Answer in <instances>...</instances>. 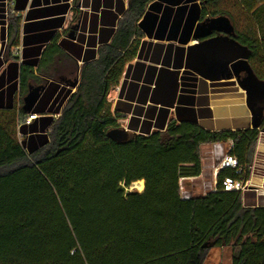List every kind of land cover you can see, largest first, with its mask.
Returning <instances> with one entry per match:
<instances>
[{
    "label": "trees",
    "instance_id": "trees-1",
    "mask_svg": "<svg viewBox=\"0 0 264 264\" xmlns=\"http://www.w3.org/2000/svg\"><path fill=\"white\" fill-rule=\"evenodd\" d=\"M154 1L128 0L112 41L82 66L76 93L39 146L19 138L20 108H0V264H204L216 247H231L233 264H264V206L225 191L251 179L264 116L259 128L235 130L222 118L217 131L184 113L144 135L126 132L111 113L108 97L136 57L139 22ZM200 21L201 29L228 22L264 81V0H202ZM20 33L12 19L8 52ZM30 69L22 67V83ZM120 132L124 139L112 136ZM228 142L237 168L220 170L217 191L183 200L180 181L202 174V148ZM140 181L142 193L127 192Z\"/></svg>",
    "mask_w": 264,
    "mask_h": 264
},
{
    "label": "crops",
    "instance_id": "crops-1",
    "mask_svg": "<svg viewBox=\"0 0 264 264\" xmlns=\"http://www.w3.org/2000/svg\"><path fill=\"white\" fill-rule=\"evenodd\" d=\"M11 1V9L20 13L21 49L20 56L12 55L13 48L11 53L7 50L8 22L0 0V108L22 110L20 127L24 132L20 140L29 149L46 138L51 123L76 93L82 66L98 57L101 45L112 41L129 3L83 0L80 7V0ZM201 13L202 0H156L149 4L139 22L143 36L137 39L136 57L111 91L113 99L108 97L111 113L122 116L124 125L119 124L125 131L144 135L164 131L173 120L181 123L179 115L184 113L196 115L199 122L211 120L215 130L222 118H228L223 127L233 130L246 122L251 125L245 93L236 79L209 82L184 69L189 46L205 34L223 35L217 31L220 26L201 29ZM25 65L31 69L22 83ZM162 67L181 71L174 109L150 103ZM201 179H185L184 184ZM187 188L195 193L192 187Z\"/></svg>",
    "mask_w": 264,
    "mask_h": 264
},
{
    "label": "water",
    "instance_id": "water-1",
    "mask_svg": "<svg viewBox=\"0 0 264 264\" xmlns=\"http://www.w3.org/2000/svg\"><path fill=\"white\" fill-rule=\"evenodd\" d=\"M217 31L223 35L210 37L211 33L205 34L202 36L205 40H198L195 45L187 48L184 69L209 82L236 79L237 85L245 93V105L252 119L250 127L259 128L264 116V81L255 75L249 64L250 51L233 39L231 25L223 22ZM242 73H245L243 79ZM180 74L179 70L160 68L150 103L174 109L180 90ZM112 136L118 140L124 139L121 132Z\"/></svg>",
    "mask_w": 264,
    "mask_h": 264
},
{
    "label": "rangeland",
    "instance_id": "rangeland-1",
    "mask_svg": "<svg viewBox=\"0 0 264 264\" xmlns=\"http://www.w3.org/2000/svg\"><path fill=\"white\" fill-rule=\"evenodd\" d=\"M5 4V12L8 22V29L9 25L11 24L12 19H19L20 13L11 9V0H3ZM20 20V19H19ZM7 44H9V39L7 41ZM8 47V46H7ZM21 49V48H20ZM19 47H15L12 50L13 55L18 56L20 52ZM204 92H206V89ZM113 99V95H109V100ZM121 120V119H120ZM119 120V121H120ZM123 125L124 122L120 121ZM19 138L22 139V136L19 135ZM229 145L224 144L225 151L228 149ZM211 149L212 145H206L202 148V155L206 159L211 156ZM202 180L197 181L193 184L185 183L184 187L188 189L187 187H192L194 189L193 195H199L202 193ZM190 184V185H189ZM246 188L243 191L244 195V204L246 206H264V134H261V139L258 142L256 151H255V157H254V163L252 167V175L251 179L248 181ZM144 188H145V182H144ZM127 192H140L138 188H135V185H133L131 188L127 189ZM234 250L231 247L228 248H212L210 249L205 257H204V264H233V257H234Z\"/></svg>",
    "mask_w": 264,
    "mask_h": 264
},
{
    "label": "built area",
    "instance_id": "built-area-1",
    "mask_svg": "<svg viewBox=\"0 0 264 264\" xmlns=\"http://www.w3.org/2000/svg\"><path fill=\"white\" fill-rule=\"evenodd\" d=\"M83 4V0H80V7ZM20 56L19 54H17ZM33 117H31L32 119ZM225 143H216L212 145L211 149V156L209 158L205 159L204 157L202 158V163H203V171L201 176L202 182V193L199 195H193L188 189L184 187V181L185 179L189 178H183L180 181V195L183 200H189L192 197L195 196H203L209 192H215L217 191V176L220 170L223 168H237V162L235 159L231 158L229 156V149L232 146V143L230 144V147L228 149L224 148ZM252 171V170H251ZM248 183V182H247ZM247 183H242V182H235L231 183L228 182L225 185V191H240L244 190L247 185Z\"/></svg>",
    "mask_w": 264,
    "mask_h": 264
},
{
    "label": "bare ground",
    "instance_id": "bare-ground-1",
    "mask_svg": "<svg viewBox=\"0 0 264 264\" xmlns=\"http://www.w3.org/2000/svg\"><path fill=\"white\" fill-rule=\"evenodd\" d=\"M135 188H138L140 190V192L144 191V181H140L134 184Z\"/></svg>",
    "mask_w": 264,
    "mask_h": 264
},
{
    "label": "flooded vegetation",
    "instance_id": "flooded-vegetation-1",
    "mask_svg": "<svg viewBox=\"0 0 264 264\" xmlns=\"http://www.w3.org/2000/svg\"><path fill=\"white\" fill-rule=\"evenodd\" d=\"M245 77V73L241 74V79H243Z\"/></svg>",
    "mask_w": 264,
    "mask_h": 264
}]
</instances>
